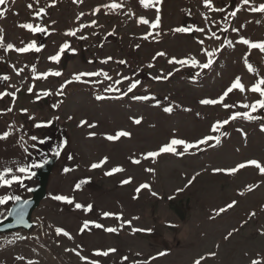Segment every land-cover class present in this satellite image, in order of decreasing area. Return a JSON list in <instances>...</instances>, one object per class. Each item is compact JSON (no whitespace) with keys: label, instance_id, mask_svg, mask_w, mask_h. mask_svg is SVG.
Returning <instances> with one entry per match:
<instances>
[{"label":"rangeland","instance_id":"rangeland-1","mask_svg":"<svg viewBox=\"0 0 264 264\" xmlns=\"http://www.w3.org/2000/svg\"><path fill=\"white\" fill-rule=\"evenodd\" d=\"M112 2L6 0L0 5L5 45L0 47V77H9L0 79V93L10 94L0 99V135L10 133L0 139V171L10 167L12 174L23 177L19 166L47 161L31 168L36 174L23 185L0 183V198H21L0 204V222L36 189L45 196L32 216L35 227L30 233L0 235V264H264V175L255 166L235 173L216 171L250 160L264 164V109L243 107L261 99L250 88L264 77V54L240 42L241 37L264 41V13L250 10L264 0L248 5L243 0H212L223 11L205 7L204 0H152L155 7H144L140 0H115L123 7H104ZM157 8L156 28L140 23L141 17L153 22ZM29 23L46 31L20 26ZM178 27L192 30L180 33ZM72 31L76 34L69 35ZM212 33L216 36L210 39ZM33 42L40 51L6 48ZM65 43L75 51L65 49L59 63L50 60ZM205 49L222 50L209 68L192 66L191 58L207 63ZM246 55L258 74L248 71ZM185 59L189 63L175 62ZM56 71L62 75L51 74ZM99 71L111 79L100 75L74 80L76 74ZM236 77L246 90H233L225 98L224 103L234 107L201 103L221 97ZM134 81L140 83L121 95ZM168 107L170 113L164 111ZM246 111L255 119L238 117L211 131L217 121ZM120 131L131 135L107 139ZM210 135L220 142L188 150L180 145L178 154L146 156L173 138L195 143ZM115 168L123 170L113 172ZM58 195L73 203L54 199ZM77 203L85 207L77 209ZM85 221L104 227L89 224L82 230ZM57 228L71 238L58 235ZM109 249L116 251L95 254Z\"/></svg>","mask_w":264,"mask_h":264},{"label":"snow or ice","instance_id":"snow-or-ice-1","mask_svg":"<svg viewBox=\"0 0 264 264\" xmlns=\"http://www.w3.org/2000/svg\"><path fill=\"white\" fill-rule=\"evenodd\" d=\"M6 2V0H0V5H3L4 3ZM79 2H83V0H79ZM161 2V0H155V3H159ZM140 3L144 6V7H148L150 4L155 7V3L152 2V0H140ZM250 3V0H243V4L244 5H248ZM204 4H205V7L207 8H210L212 9L213 11H223V9H217L214 7V5L212 4V0H204ZM29 8L32 7L31 4L28 5ZM104 7L108 8L109 10H116V9H119V8H122L123 7V4L122 3H117L115 2V0H113V2L111 4H107V5H104ZM251 11L253 12H261V13H264V3L260 4L259 6H256V7H252L250 9ZM41 12H43L44 10L41 9L40 10ZM96 13H99L100 12V8L98 7L97 9L94 10ZM4 13L3 12H0V16H2ZM39 15V13L37 14ZM83 15V13H81V16ZM232 16H235L236 15V12H232L231 13ZM159 21H160V16H159V9L157 8V15L155 17V20L153 22H150L148 19H145L143 17L140 18V23L142 24H146V25H150L151 28H156L159 24ZM93 25L96 23L95 21L92 22ZM21 27L23 28H26V29H29L33 32H44L46 31L45 29L43 28H40L39 26L37 27H33L32 24H23V25H20ZM87 26V25H85ZM192 29L188 28V27H178L175 29L176 32H180V33H187L189 31H191ZM195 31H199V32H204V29L203 28H197L195 29ZM233 31H239V29H233ZM0 32H2V29H0ZM69 35H75V31H72L70 33H68ZM216 34L215 33H212V36L209 37L210 39L212 37H215ZM85 37H81V39H84ZM145 39H147V36L144 37ZM217 39L219 37H216ZM240 42L247 45L249 47V49H258L262 54H264V41H260V42H252L244 37H241L240 39ZM200 44H203L204 41L203 40H200L199 41ZM5 45L3 44V37L0 36V47H4ZM228 46L229 47H233L231 41H229L228 43ZM137 47H139V45H137ZM7 50H15V51H18V52H21V53H24V52H28L30 50H35V51H40L41 48L40 47H37L35 42L33 43H30L28 44L27 46L25 47H21V48H15L14 45L12 44H8L6 46ZM65 49H70V45L65 43L64 45H62L59 49V52L56 54V55H53L51 57H49L50 60L52 61H55L57 63H59L60 59H61V55L65 52ZM71 51H75L74 49H70ZM222 49H217L215 50L214 52H208L206 49L204 50L207 55H208V60H207V63H203V64H200L198 61H196L194 58H191V64L192 66H198L200 68H209L212 63L214 62L212 57L216 54V52L218 51H221ZM251 54V51H249L248 55ZM158 55H165V53H159ZM109 60L111 59V57L108 58ZM173 60H175V58H173ZM106 62V61H105ZM176 63H180V64H187L189 63V60L185 59V60H178V61H175ZM119 63H126V61H119ZM244 63L248 69L249 72H253V73H256L258 74L257 70L253 67V65L251 63H249L248 61V57L247 55L244 57ZM33 70H35L33 68ZM52 75H55V76H60L62 75L61 72L59 71H56L54 73H51ZM43 76L46 77L47 74H41ZM100 75H103L105 76L107 79H111L110 76H108L107 73L103 72V71H99V72H89V73H79V74H76L74 76V80L77 81V82H81V77L82 76H100ZM170 75V74H169ZM168 77L165 76L164 79H167ZM0 79L2 80H7L9 79V77L7 76H4V77H0ZM123 79H130L128 77H124ZM156 79H160V77H157ZM73 81H68V83H71ZM122 81H116L115 83L119 84L121 83ZM140 82L139 81H134L130 84V86L128 87L127 89V92H123L121 95H127L129 92H132L136 87L137 85L139 84ZM63 87V86H62ZM238 89L240 92H244L246 89H245V85L241 82V78L240 77H236L235 80L230 84L229 87H227V89L223 92L222 96L219 97L218 99H203L201 100V103L202 104H205V105H215L217 103H221L223 104V106L225 108H230V107H234L235 105H228L226 103H224V100L225 98L229 95V93H232L233 90H236ZM32 89L29 88V91H31ZM110 91H119V89H113L111 87H109ZM250 91L252 92H255V93H258L259 96L261 97V99L257 100L255 103H253L252 105H243L244 108H251L252 112H256L257 110L259 109H264V77H261L260 80L258 81V83L252 85V87L250 88ZM47 94V93H46ZM59 94H62V93H59ZM5 95H10L9 93L5 92V93H0V99L3 98V96ZM97 99H105V97L103 96H97L96 97ZM134 99H137V100H147L149 99V97H141V96H136L134 97ZM9 111L11 109H8ZM26 111V110H25ZM165 112H171L172 111V108L171 107H168V108H165L164 109ZM238 117H243L245 119H248V120H253L255 119V117L253 115H251L249 112H235L232 114V116L229 118V119H226L224 121H217L215 125H213L211 131L212 132H216L219 130L220 127H222L223 125H226L230 122L231 119H236ZM135 123L136 124H140L141 123V119H135ZM38 127L41 126V125H37ZM262 130H264V125H262ZM8 135H10V133H4L3 135H0V139H7ZM131 133L127 132V131H120L118 132L116 135H109L107 137V139L109 140H116V139H119L120 137H128L130 136ZM226 135V133H225ZM33 140H36L37 138L36 137H32ZM211 140H215L216 143L218 144L220 142V138L218 136H206L204 137L203 139L195 142V143H189L185 140H182V139H176V138H173L170 143L168 144H165L163 146H161L158 151H153V152H149L146 154L147 157H152V158H155V157H158L159 155L163 154V153H172V154H178L177 153V146H180L182 145L184 147L185 150H188V149H191V148H194V147H199V145H202V144H207L209 141ZM57 155H59V152L56 153ZM107 158H104V162H106ZM135 163H140L139 160H136L134 161ZM44 163H47V161H44L43 163H40V164H36V163H33L31 166H19L17 168V171L19 173H23L25 174V176H20V175H15V174H12L13 173V169L10 168V167H6L5 169H3V171H0V183H2L3 186H11L13 183H19L21 185H23V180L25 178H31L32 176H35V172L31 171V168H35V167H43L44 166ZM101 165L100 164H93L92 165V168H96V167H100ZM246 166H255L262 175H264V164H261L259 161L257 160H250V161H247L245 163H241L239 165H237V167L235 168H232V169H216V171H225V172H228V173H235L237 172L239 169H242V168H245ZM123 169L121 168H115L113 169L112 171L113 172H119V171H122ZM65 171H68V169H65ZM148 171H153L152 169H148ZM108 175H111L112 172H109V173H106ZM11 175V178L9 179L8 177ZM193 180L195 179V177L192 178ZM130 182V179L129 180H125L123 181V183H129ZM77 188L80 187L79 184L76 185ZM141 187H149L148 185H142ZM249 190L251 191V186L249 187ZM137 191H139V189H137ZM178 191H182V189L178 190ZM156 193H153V195H155ZM9 199H13V200H16V201H19L21 198L19 196H14V197H3V198H0V204H4L6 203ZM54 199L56 200H60V201H65L69 204L73 203V201L71 199H69L68 197H65V196H55ZM235 204V202H233L232 204H229L227 205L226 207L227 208H231L233 207ZM75 207L77 209H80V208H84L85 206L84 205H81L79 203L75 204ZM92 209V205H87V210L88 211H91ZM225 209H220L219 211L223 212L225 211ZM9 215H13L16 217L17 219V222L18 223H23L24 222V209L23 207H19V208H14L10 213ZM105 217L107 216H110V215H114L112 213H104ZM253 215H255V213H253ZM127 223H131V221H128ZM89 224H95V227L97 228H103L104 226L101 225V224H96L94 221H85L84 224H83V229H87L89 227ZM106 231L108 232H116L117 229L116 228H107L105 229ZM146 231H150V230H146ZM56 232L57 234H63L65 236H69L70 237V234L64 230V229H61V228H57L56 229ZM229 235H231V233H229ZM116 249H109L108 251H103V252H100V251H97L95 254L96 255H103V256H107L109 255L110 252H115ZM164 253H161V255H163ZM211 255H215L214 253H212ZM124 259L126 260L127 257H124ZM92 264H99L98 261H93ZM196 264H200V261L197 260L196 261ZM252 264H260V261H253Z\"/></svg>","mask_w":264,"mask_h":264},{"label":"water","instance_id":"water-1","mask_svg":"<svg viewBox=\"0 0 264 264\" xmlns=\"http://www.w3.org/2000/svg\"><path fill=\"white\" fill-rule=\"evenodd\" d=\"M43 197H45L44 190L39 188L38 190L36 189V192L31 199H27L17 204L14 208L23 207L24 209V222L18 223L16 217L10 215L8 219L0 222V235H10L19 232L30 233L35 227L32 216L39 207Z\"/></svg>","mask_w":264,"mask_h":264}]
</instances>
